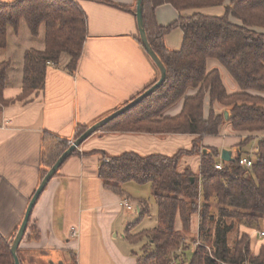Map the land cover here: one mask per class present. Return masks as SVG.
<instances>
[{
  "label": "trees",
  "instance_id": "16d2710c",
  "mask_svg": "<svg viewBox=\"0 0 264 264\" xmlns=\"http://www.w3.org/2000/svg\"><path fill=\"white\" fill-rule=\"evenodd\" d=\"M80 1L83 0L0 2V50L8 47L9 30L18 34L23 22L34 38L40 37L41 29H45V49L25 52L22 93L15 99H4L11 62L0 64V109L40 94L46 86L48 67L59 66L65 55L69 58L67 71L71 75L77 72L89 37L88 18ZM92 1L129 12L137 19V4L130 9L104 0ZM163 5H171L180 14L221 6L226 11L222 17L201 13L180 15L176 22L163 27L156 18L157 8ZM143 19L148 41L166 67V80L152 95L99 132L192 135L196 139L191 150L180 151L173 157L103 154L99 177L107 189L121 195H124L122 186L128 183L150 185L152 189L158 226L131 234L132 228L149 213L146 208L126 232L133 245L147 240L137 264H264V246L255 256L250 236H238L241 226L256 229L264 221V140L252 158L251 169L241 165V159L248 156L245 148L252 142L251 137L237 147L235 159L222 162L221 170L216 169L220 152L201 147L203 139L218 136L220 127L227 121L237 132H264V98L250 94L264 93V0H231L229 3L228 0H143ZM176 29L182 30L184 40L179 51H172L165 39ZM138 41L143 47L140 38ZM209 59L217 60L227 69L239 85V93L228 94L219 70L207 72ZM189 89H199V93L188 97ZM207 96L211 104L208 118L204 115ZM182 99L185 104L179 116L164 115ZM216 103L225 108L228 118L225 113H215ZM87 130L88 127L79 126L75 139ZM69 148L68 139L48 132L43 134L40 183ZM78 154L76 150L72 156ZM195 155L202 157L200 175L190 168L180 173L181 159ZM213 201L219 207L217 214L212 213ZM195 215L200 217L199 234L189 239L185 232L189 233ZM179 218L183 231L176 229ZM17 232L18 229L9 238L0 233V264H15L11 247ZM233 234L238 237L231 241ZM23 240L30 243L41 240L32 217ZM193 246H197L196 250ZM18 256L20 258V248Z\"/></svg>",
  "mask_w": 264,
  "mask_h": 264
},
{
  "label": "crops",
  "instance_id": "0c3cea01",
  "mask_svg": "<svg viewBox=\"0 0 264 264\" xmlns=\"http://www.w3.org/2000/svg\"><path fill=\"white\" fill-rule=\"evenodd\" d=\"M104 1L130 9L137 4V0ZM79 3L88 18L89 37L77 72L71 75L67 71L69 58L64 60L63 56L59 66L48 67L46 86L40 94L0 109V233L7 238L19 229L30 200L40 185L43 134L48 132L68 139L70 143L76 140L75 132L79 126L90 128L139 97L161 77L159 69L138 41V23L131 13L92 0ZM225 11V7H216L188 10L180 14L171 5H163L157 8L156 18L160 26L166 27L176 22L180 15H207V12H211L214 15L207 16L222 17ZM233 22L239 24L237 20ZM25 25V22L21 24L18 34L9 30L8 46L9 35L12 33L11 37L20 39ZM33 39L39 47L30 49L43 51L45 29H41L40 37ZM183 40L184 33L180 29L173 30L165 39L172 51H179ZM30 49L24 50L22 63L20 59L22 73L13 78L10 73L15 64L11 58L8 60L12 62V67L4 91L6 100L15 99L22 93L24 56ZM216 69L228 94L241 91L227 69L217 60L209 59L207 72ZM198 93L199 89H189L186 96ZM250 94L264 98V93ZM184 104L185 100L182 99L164 115L179 116ZM210 110V98L207 96L204 106L206 118ZM214 110L217 115L226 113L218 103L214 105ZM249 137L253 140L245 149L247 158L252 159L264 140V132H237L228 121L220 127L218 136L205 137L201 147L217 149L220 152L218 163H222L223 151L232 152L235 159L237 147ZM195 139L196 136L177 134H94L78 150L79 154L72 156L59 169L38 200L32 213V223L40 231L41 240L31 243L22 241L19 247L21 264H137L142 253L135 251L137 245L128 241L126 232L140 219L142 210L148 208L147 215L151 213V205L144 199L143 189L147 185L125 184L122 186L124 195L107 189L99 177L103 154L109 157L125 153H135L141 157H173L180 151L191 150ZM201 164V155L184 156L179 164V172L190 168L200 175ZM125 198L135 206H141V210H126L122 206ZM144 217L132 228V235L147 230L142 225ZM155 222L153 229L158 226V211ZM199 226L200 217L195 215L191 229L185 235L197 238ZM176 229L183 231L180 218L176 222ZM75 231L77 235L73 236ZM263 232L264 221L256 229L241 226L238 236H250L252 254L257 256L264 246V236L260 235Z\"/></svg>",
  "mask_w": 264,
  "mask_h": 264
},
{
  "label": "water",
  "instance_id": "95a60500",
  "mask_svg": "<svg viewBox=\"0 0 264 264\" xmlns=\"http://www.w3.org/2000/svg\"><path fill=\"white\" fill-rule=\"evenodd\" d=\"M137 23L138 28L140 32V39L143 45V48L147 52L148 56L151 58V60L155 63L157 68L160 71L161 77L158 80V82L145 91L143 94H141L136 99L132 100L129 104L121 108L120 110L114 112L113 114L109 115L108 117L102 119L101 121L97 122L79 138L75 141V143L70 146V148L58 159V161L55 163V165L48 171L45 178L40 183L39 187L37 188L36 192L34 193L32 199L30 200V203L28 205V208L26 210L24 219L22 221V224L20 225L17 235L14 239V242L11 247V252L14 257L15 264H21L20 258L18 256V250L19 247L25 237L29 222L32 217L33 210L40 199L41 195L45 191L46 187L50 183V181L54 178L56 173L59 171V169L63 166V164L66 162V160L72 156V154L80 148L90 137H92L94 134L98 133L103 127H105L107 124H109L111 121L116 119L117 117L121 116L122 114L126 113L130 109L134 108L138 104H140L144 99L152 95L159 87L163 85V83L166 80L167 77V70L164 64L161 62L157 54L153 51L145 31L144 26V19H143V0H137ZM226 118H228L229 113H225ZM221 158L224 162H231L233 160L232 158V152L230 151H223L221 153ZM54 264V263H51ZM58 264H63L62 262H59Z\"/></svg>",
  "mask_w": 264,
  "mask_h": 264
},
{
  "label": "rangeland",
  "instance_id": "374dc122",
  "mask_svg": "<svg viewBox=\"0 0 264 264\" xmlns=\"http://www.w3.org/2000/svg\"><path fill=\"white\" fill-rule=\"evenodd\" d=\"M212 8H216V7H212ZM212 8H209V9H212ZM217 8H220V7H217ZM221 8H224L223 6H221ZM209 14L207 15H214L213 13L211 12H207ZM206 15V14H205ZM43 30H44V27H43ZM11 31V30H10ZM12 34V33H11ZM11 34L9 35V42H10V45L8 46V48L5 50V51H0V62H6L8 61L10 58L12 59V61L14 62V66L12 67V62H11V77L13 78L14 76H17V74L19 72L22 73V64H20V59L22 60L21 63L23 62V53H24V50L26 49H30V48H35V47H39V45L36 43L37 41L35 39H33L34 37H32V35L30 34L29 32V29L27 27V25H25L24 29H22V32H21V37L20 39H15L13 36L11 37ZM36 41V42H35ZM22 55V57H21ZM68 59V56L65 55V58L64 60H67ZM10 67V68H11ZM145 196H144V199L146 202H148L151 207V213L150 215H146L143 219V222H142V225L145 229L147 230H151L153 229V226L155 225V221H156V217H157V206L154 202V199H153V194H152V189H151V186L150 185H147L145 189ZM135 195V194H133ZM199 205L202 206L203 205V201H202V198H200L199 200ZM211 206H212V213L214 214H217V211H218V204L216 202H212L211 203ZM236 234H233L232 237H231V241H233V239L236 238ZM238 237V236H237ZM187 238L189 239H192L193 236H187ZM147 244V240H142L141 242H139L138 244H136V248H135V251L138 252L139 254L142 253V248ZM196 247L197 246H193V249L196 250Z\"/></svg>",
  "mask_w": 264,
  "mask_h": 264
},
{
  "label": "built area",
  "instance_id": "2783aa9c",
  "mask_svg": "<svg viewBox=\"0 0 264 264\" xmlns=\"http://www.w3.org/2000/svg\"><path fill=\"white\" fill-rule=\"evenodd\" d=\"M76 140H72L69 144L70 146H72L74 143H75ZM81 148V147H80ZM80 148H78L77 150H80ZM241 165L245 168H249L251 169L252 166H253V161L251 158H247V157H244L241 159ZM216 169L217 170H221L222 169V163H218L216 164ZM122 206L128 210V211H140L141 210V206H135L129 199L125 198L123 201H122ZM77 235V232H73V236H76ZM261 236H264V232L260 234ZM170 264H176L175 262H172Z\"/></svg>",
  "mask_w": 264,
  "mask_h": 264
}]
</instances>
